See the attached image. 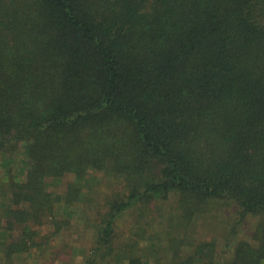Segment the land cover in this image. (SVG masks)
Segmentation results:
<instances>
[{
  "label": "trees",
  "instance_id": "trees-1",
  "mask_svg": "<svg viewBox=\"0 0 264 264\" xmlns=\"http://www.w3.org/2000/svg\"><path fill=\"white\" fill-rule=\"evenodd\" d=\"M20 150L0 264H264V0H0V157Z\"/></svg>",
  "mask_w": 264,
  "mask_h": 264
},
{
  "label": "rangeland",
  "instance_id": "rangeland-1",
  "mask_svg": "<svg viewBox=\"0 0 264 264\" xmlns=\"http://www.w3.org/2000/svg\"><path fill=\"white\" fill-rule=\"evenodd\" d=\"M11 166V168L13 169V172L15 173V175L19 178V179H24L25 178V172H26V166H27V156L24 152V150H20L12 155H7L6 157H0V180L3 178L2 175L5 173V171ZM96 176L100 179H104L105 175L103 172H97L96 173ZM5 179V178H4ZM69 180H72V176H66L64 177L63 179L59 180V181H52L51 183V188L53 190H64L67 182ZM105 185V184H104ZM104 188H106V186H104ZM1 190V189H0ZM2 192V190H1ZM0 202L3 204V201L2 199L0 198ZM1 210H2V205H0V214H1ZM224 211H219L217 213V215L219 216L220 219L223 220L224 216L226 213H229V209H226L224 208L223 209ZM76 214L80 211V209L76 208L75 210ZM220 213V214H219ZM59 214L60 215H64L63 211H59ZM210 216V215H209ZM211 217V216H210ZM211 220V219H210ZM133 221V217L131 214H128L126 216H124V222H123V225L122 227L123 228H127L129 225V223H131ZM253 221V220H252ZM209 220L206 218V219H201L199 224H197V230H198V233L196 234V236H200L202 238H211L213 237V235H216V234H219L220 231L216 230V226L217 224H209ZM253 224H247V227L246 229L248 231L251 230V227H252ZM223 225H221L222 227ZM245 229V230H246ZM49 228L48 227H45L44 228V232L45 231H48ZM78 232L83 235L81 237V241H82V249H80L78 251V254L80 252V255H83L86 253V249H88V246H89V243H90V239H91V235H90V232H89V229L87 228V226L85 224H78ZM83 232H82V231ZM244 236V234L242 235ZM77 244V243H76ZM144 244V243H143ZM146 243L144 244V247H145ZM76 253V251H75ZM1 254V253H0ZM141 254H144V257H145V264H154V261H153V258L151 256H149L147 253H146V250H142L141 251ZM80 261H81V258L79 256H77V259H76V264H80ZM73 262V257H72V254H66V253H62L61 254V258L59 259H56V260H51L49 262V264H72ZM16 264H44V261L41 262L40 260H37L34 258V256H32V254H25V255H20L18 256L16 262ZM122 264H128L127 260H124L122 262ZM193 264H201L200 262H196V263H193Z\"/></svg>",
  "mask_w": 264,
  "mask_h": 264
}]
</instances>
